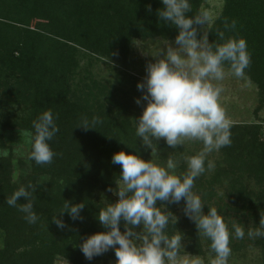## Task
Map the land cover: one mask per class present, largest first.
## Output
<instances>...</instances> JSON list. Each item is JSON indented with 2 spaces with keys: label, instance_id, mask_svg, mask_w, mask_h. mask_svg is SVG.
<instances>
[{
  "label": "trees",
  "instance_id": "1",
  "mask_svg": "<svg viewBox=\"0 0 264 264\" xmlns=\"http://www.w3.org/2000/svg\"><path fill=\"white\" fill-rule=\"evenodd\" d=\"M201 3L202 0H191L193 13H198ZM161 7L160 0H0L2 92L9 99L13 96L15 101L31 104L24 124L29 132L32 121L47 109L53 112L59 127L49 142L59 155L50 165H37L29 159L28 171L13 180L11 163L0 156V264H54L58 255L71 264L116 258L110 249L89 261L78 245L86 236L105 230L95 214L104 206L98 193H107L108 187L113 188L121 171L119 165L111 163L113 153L138 150L140 157L148 160L151 149L136 140L135 126L125 104L116 101L107 105L97 100L92 90L82 94L71 81L79 67L81 51L126 64L132 39L147 36L174 39L175 27L160 21L156 14ZM225 19L229 23L237 22L235 30L226 31L225 35L247 41L251 64L245 76L264 90V0H224L213 31L208 34L209 42L216 39L217 30H224ZM32 20H35L34 28L28 26ZM92 116H100L103 124L88 130L77 126L82 118ZM261 131L264 136V125L232 124V143L221 148L229 166L216 170L209 180L210 187L221 177L235 173L234 169L240 175L246 168L264 183V137H256ZM4 134L5 128L0 124V147L5 146ZM246 134H253L249 144L256 149L252 150L254 161L239 157H244L245 149L239 143H246L243 141ZM157 145L167 146L164 140H159ZM179 168L181 172L187 171L184 163ZM201 176L196 179L194 189H202ZM231 181L234 185L239 182L237 177ZM29 182L35 184L33 205L39 217L36 224L27 223L17 208L5 203L19 186ZM239 188L235 186L234 190L244 196ZM64 200L85 202V207L80 213L82 220H73L67 213L57 214L66 225L61 229L51 217L62 209ZM25 202L21 197L18 204ZM164 203L178 218L176 225H169L168 233L180 231L187 235L191 242L186 250L200 252L194 222L177 212L178 205L183 209L184 201ZM259 207L264 210V206ZM257 224L259 228L260 221ZM120 228L124 230L123 225ZM255 242L264 255V237Z\"/></svg>",
  "mask_w": 264,
  "mask_h": 264
},
{
  "label": "clouds",
  "instance_id": "2",
  "mask_svg": "<svg viewBox=\"0 0 264 264\" xmlns=\"http://www.w3.org/2000/svg\"><path fill=\"white\" fill-rule=\"evenodd\" d=\"M160 3L162 7L156 14L160 21L175 27L174 40L147 36L132 41L141 55L151 57L145 65V77L137 83L141 97L135 103H145L139 117L132 119L136 140L151 149V158L142 159L138 150L113 153L111 163L119 165L121 171L115 179L116 188L108 187L106 191L118 199L114 203L104 200L95 218L105 230L86 236L78 247L89 261L111 249L115 264H204L201 258L190 261L181 257L183 233L167 231L178 218L164 202L179 204L183 200L184 215L210 242V251L214 253L211 264H228L232 253L230 241L233 236L244 239L245 229L234 225L230 232L219 209L205 204L194 187L198 177L216 167L209 155L232 143V122L219 102L223 92L219 82L229 73L238 79L245 78L251 55L244 38L225 35L226 31L235 30V20L229 23L225 19L224 30H217L216 39L209 42L214 20L208 12L193 13L191 0ZM55 121L50 109L32 121L28 158L37 165H50L59 155L49 143L59 132ZM102 124L100 116H92L82 118L77 126L88 130ZM161 139L174 150L178 145L184 146L185 141H198L202 148L195 155L183 157L187 171L178 172L179 161L173 157L169 156L164 165L153 159ZM34 192L35 184L29 182L19 186L5 201L17 208L29 224L39 220L34 211ZM21 197L26 202L18 204ZM205 205L207 214L203 212ZM84 207L85 202L64 200L62 209L51 217L52 222L64 228L63 220L57 218V214L64 213L73 220H82L80 213ZM247 236L264 237V221H260L259 228L249 230Z\"/></svg>",
  "mask_w": 264,
  "mask_h": 264
},
{
  "label": "rangeland",
  "instance_id": "3",
  "mask_svg": "<svg viewBox=\"0 0 264 264\" xmlns=\"http://www.w3.org/2000/svg\"><path fill=\"white\" fill-rule=\"evenodd\" d=\"M223 5L224 0H202L198 12L206 11L215 20L220 15ZM34 25L35 20H32L28 26L34 28ZM44 28L46 32L49 29L47 26ZM48 35L51 34L48 33ZM143 39L146 38H134L131 40L126 64L110 58L106 61L107 57H98L88 54L86 51H81L78 55L79 67L73 76L72 84L77 85L82 90V94L85 93V90H92L94 97L107 105L109 104L108 102L116 101L125 104L127 115L130 119L138 118L145 102L142 101L141 105L135 103L136 98L141 97V92L137 89V83L142 82L145 77V65L151 57L141 55L132 41ZM168 40L173 41L174 39ZM219 83L223 88L219 102L233 125H264V90L260 89L247 76L238 79L230 73ZM2 89L3 87L0 85V124L5 128V146L0 147V156H4L11 163V178L16 180L21 172H27L29 169L30 135L29 131L24 128V124L29 118L31 104H26L20 100L15 101L13 96L9 99L6 93L2 92ZM256 137L262 139L264 137L263 131L260 134L258 133ZM252 139L253 134H246L243 139L246 143H239L240 148L245 149L243 152L244 157L242 155L239 156L242 160H255L253 151L256 149L249 144ZM158 147L157 145L158 152L152 154L156 162L164 165L169 156H171L179 161V166L184 163L187 168L183 157L197 154L201 150L202 145L198 141H185L184 146L179 145L178 154L175 152L176 150L169 146ZM221 151L220 149L209 155L208 159L213 160L216 167L212 171H206L201 176L202 189L195 188L194 191L201 195L202 200L209 207L219 209L230 232L234 231V225H240L245 229L246 235L244 239H235L233 236L230 241L232 253L228 264H262L263 249L255 242L258 238L249 239L247 232L258 228L257 221H264V210L259 207V205L264 206V197L261 198V196H264V183L261 184L259 178L246 168L245 172L240 175H237L239 171L234 169L235 173H229L225 177H221L210 187L209 180L214 176L216 170L219 167L229 166L224 161ZM236 151L238 153L241 152L238 149ZM177 171L181 172L179 167ZM232 177H237L239 182L234 185L231 181ZM235 186L240 187L239 190L244 193V196L237 194L234 190ZM115 188L116 184H114L113 189ZM98 197L102 203H104V200L108 203H114L118 199L117 196L110 192H100ZM207 205L203 207L205 214L208 211ZM177 212L179 215L185 216L179 205ZM136 230L139 231V227ZM198 240L201 247L200 252H189L186 247L191 240L187 235H183L181 241L183 250H181L180 256L190 261L201 258L204 264H211L214 253L210 251V242L200 234ZM115 260L116 258H111L107 261L95 260L87 264H115ZM54 264L71 263L66 258L58 255Z\"/></svg>",
  "mask_w": 264,
  "mask_h": 264
}]
</instances>
